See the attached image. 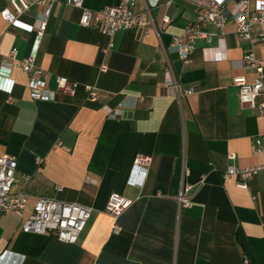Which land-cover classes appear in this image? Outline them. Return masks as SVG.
Here are the masks:
<instances>
[{
  "label": "crops",
  "instance_id": "obj_1",
  "mask_svg": "<svg viewBox=\"0 0 264 264\" xmlns=\"http://www.w3.org/2000/svg\"><path fill=\"white\" fill-rule=\"evenodd\" d=\"M118 1L84 0V6ZM6 7L9 0H0V12ZM147 9L148 33L139 27L111 38L81 26L80 9L67 0H55L41 34L39 6L10 25L0 14V155L17 160L11 192L28 194L22 215L0 212V264H243L244 258L264 264V170L246 188L223 176L229 165L264 164V154L252 150L254 138L264 137V112L241 104L232 81L240 74L252 80L240 59L252 50L264 61V44L239 38L231 20L221 40L207 24L202 29L213 34L211 42L198 40L184 63L168 47L196 7L185 0L135 1V11ZM260 29L254 25L252 35ZM36 39L43 88L54 91L56 78L65 76L79 84L74 96L32 97L31 75L8 55L26 57ZM207 46H218L225 59H209L215 51ZM168 69L181 93L194 92L173 95ZM86 85L97 100L88 98ZM136 154L151 156L146 171L134 168ZM185 184L194 187L189 207L177 200ZM111 194L132 201L116 221L118 233L105 212ZM37 198L92 208L75 243L21 230Z\"/></svg>",
  "mask_w": 264,
  "mask_h": 264
},
{
  "label": "built area",
  "instance_id": "obj_2",
  "mask_svg": "<svg viewBox=\"0 0 264 264\" xmlns=\"http://www.w3.org/2000/svg\"><path fill=\"white\" fill-rule=\"evenodd\" d=\"M136 0H119L117 4L107 5L97 10H92L84 6V0H67V4L80 9L79 24L85 27H94L110 38L119 30H131L144 27L146 32L151 29V21L148 9L145 11H135ZM197 9V13L192 20L187 22L182 31L173 36L168 47L169 52L175 53L184 63L189 61L190 55L198 40L211 42L212 33L202 29L203 25L210 24L218 30L219 40L222 39L223 26L231 20L235 25V31L239 38L247 40L250 44H264V0H254L253 9L250 8V0H185ZM55 0H9V7L1 10L0 14L7 24H13L19 16L27 11L31 6L42 8V18L38 34L45 29ZM163 21L167 22L165 16ZM261 27L254 37L251 33L252 27ZM39 39L34 40L31 51L22 59L15 60V51L8 55V59L13 60L18 68L30 74L29 87L32 90V97L39 100H52L55 94L74 96L78 88V82L65 76L56 78V89L49 91L43 88L44 79L41 77V68L35 64V49ZM111 44H109L110 46ZM218 46H207L203 50H214L215 54L209 59L223 60L225 54L216 51ZM243 69L253 74L252 80H248L243 74L233 77V84L238 88L239 101L243 105L251 106L259 112H264V61L250 50L240 59ZM104 66H102V69ZM167 85L175 96L191 94L193 88L183 91L179 90L178 82L173 78L171 71L165 72ZM90 100H97L99 95L95 88L90 85L85 86ZM57 146L61 142L57 141ZM252 150L256 153L264 154V137L254 138ZM229 159H234L235 154L228 155ZM36 163L42 165L44 158L36 157ZM152 161L151 156L136 154L133 160L134 168L147 170ZM17 160L8 155H0V212H13L22 215L28 202V194L24 190L16 193L11 192L13 183L16 181L15 172ZM259 170H264V164L259 166L239 168L229 165L223 172L224 178H236V184L241 188L247 187V182ZM29 179L28 175L24 176ZM203 183L201 180L200 184ZM194 187L192 185H182L177 194V200L181 207L191 205L188 198ZM132 201L120 194H111L105 206V212L113 219L112 231L118 233L120 226L117 219L125 211ZM92 208L76 202H67L52 198H37L32 212L27 215L21 224L23 232L38 234H51L61 242L73 244L84 230L90 216ZM243 264H248V259H243Z\"/></svg>",
  "mask_w": 264,
  "mask_h": 264
}]
</instances>
